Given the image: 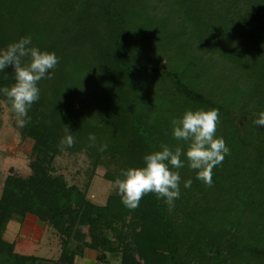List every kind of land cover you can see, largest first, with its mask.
<instances>
[{"label": "trees", "instance_id": "1", "mask_svg": "<svg viewBox=\"0 0 264 264\" xmlns=\"http://www.w3.org/2000/svg\"><path fill=\"white\" fill-rule=\"evenodd\" d=\"M194 2L209 6L203 9L208 33L225 39L224 48H211L223 56L224 67L218 58L203 65L202 75L215 80L206 84L205 91L196 89L194 80L148 64L150 57L140 53L136 38L138 0H59L58 10L67 20V31L60 36L55 26L39 27L37 20L26 16L35 15L36 7L23 11L18 0H0V48L30 34L34 45L60 57L53 80L39 82L40 99L32 105L31 122L21 132L33 142L31 174L12 173L0 194V264H81L77 260L87 250L99 253L92 264H111L108 255L121 257V264H264V128L254 124L264 111V0ZM181 3L184 7L188 0L173 1V25L177 22L183 29ZM177 31L183 30L175 29L179 38ZM97 65L109 68V74L105 80L99 71L96 82L104 78L114 94L104 115H94L89 98L64 86L86 66L98 74ZM6 71L8 79H0V87L14 83L13 70ZM202 75L196 73L195 78ZM140 78L145 89L139 88ZM217 80L225 84V96L217 91ZM149 95L162 103L183 102L185 108L176 118L188 108L219 109L217 135L225 139L231 154L213 170L211 187L189 168L180 169L192 186H181L180 199L169 213L151 193L135 210L126 208L117 195L104 206L94 204L88 199L94 169L88 172L85 190L53 175L52 164L68 135L74 138L71 154L85 149L94 167L104 157L116 162L119 170L111 181L122 169L142 166L145 154L161 144L180 143L168 132L159 133L158 120L147 119L151 107L141 98ZM0 98L7 100L2 94ZM89 133L97 137L94 147ZM104 143L108 147L101 152L98 148ZM29 217L58 237L60 258L23 255L6 239L12 222L24 224Z\"/></svg>", "mask_w": 264, "mask_h": 264}, {"label": "rangeland", "instance_id": "2", "mask_svg": "<svg viewBox=\"0 0 264 264\" xmlns=\"http://www.w3.org/2000/svg\"><path fill=\"white\" fill-rule=\"evenodd\" d=\"M18 1L17 6L20 10L27 11L31 7L37 8L35 15L29 13L26 16H31L32 20H37L39 27L42 25L49 29V26L53 25L57 28V36L63 35L67 31L66 17L58 10L59 0ZM138 1L141 7L138 15L140 17H136L134 21L138 29L136 38L139 39L140 53L150 57L148 64L154 68L160 67L163 70L179 73L185 79L194 80L196 89L207 90L206 84H212L215 80H209L208 76L202 75L203 65L210 58H218L224 67L223 56H219L211 48L214 46L220 49L225 47V45H221V42L225 41L223 36L207 31V21L204 19L207 13L203 9L208 10L209 6H200L195 2L192 4L196 0H188V3H184V7L181 3L180 9L184 12L182 21H180L183 29H180L177 22L173 25V1L176 2L177 0ZM166 12H168V15H166ZM165 16H168V18H165ZM164 19L167 20L166 23L163 22ZM96 21H92L93 25L97 24ZM68 23L74 26L73 22L68 21ZM103 25H105V22L99 25L100 28L103 29ZM184 27L186 28L185 31ZM175 29L183 30V33L177 31V33H180L179 38L174 33ZM207 50L213 53H209ZM86 68L87 70L82 73L77 72L74 74L71 81H66L64 86L67 89L72 86L78 92V97L85 96L89 98V107L95 110L94 115L97 113L104 115L105 110L112 105L114 98L113 92L107 89L109 85L106 81H103L104 78L105 80L108 79L109 68L95 66L94 68L98 71V74L91 72L93 70L91 66H86ZM99 71L103 72L105 76L103 75V80L96 82L95 77H98ZM196 73L202 75L200 79L195 78ZM47 80H53V78L44 79L40 82ZM142 80L141 78L138 79L139 88L145 89ZM217 81L220 83L217 91H220L221 96H225L223 90L225 84L219 80ZM141 99L144 100L143 105L151 107L147 110L149 113L146 114L147 119L153 122L158 120L159 133L168 132L172 134L171 122L176 118V114L181 113L185 108L184 103H176L174 99L173 104L162 103V100L155 95L143 96ZM141 99L139 98V100ZM86 106L88 107V105ZM21 132L22 128L17 126L9 102L0 98V194L5 179L12 173L22 177H28L31 174L30 164L34 150L33 142L25 138ZM69 148L66 144L63 145L62 154L52 164L55 169L53 175L63 177L69 186L75 185L85 190L89 180L88 172L94 169L95 176L88 190V199L99 206L106 205L109 197L115 195L113 181L110 180V176H113V173L117 174L118 165L114 161H109L110 158L104 157V161L94 167L89 157H87L85 149L77 154H71ZM113 178L116 179L117 176ZM25 223L12 222L5 235L7 240L16 244L17 252L50 260L60 258L61 244L58 237L52 235L48 228L39 225L38 222L34 223L28 220ZM98 256L99 253L95 250H87L85 257L78 258L77 261L81 264H92L97 262ZM108 258L111 264H121V257L116 258L108 255Z\"/></svg>", "mask_w": 264, "mask_h": 264}, {"label": "clouds", "instance_id": "3", "mask_svg": "<svg viewBox=\"0 0 264 264\" xmlns=\"http://www.w3.org/2000/svg\"><path fill=\"white\" fill-rule=\"evenodd\" d=\"M60 57L55 52L42 50L33 43V37L22 36L0 48V79L7 80V69L14 72V83L0 87V94L5 96L15 115L20 128L31 122L30 110L41 96L39 82L52 79ZM218 108H188L172 120V138L180 142L175 146L161 144L143 157L142 166H130L122 169L113 181V192L121 203L130 210L139 207L142 198L151 193L157 200L163 201L169 213L176 207L181 196V186L191 188L192 180H183L180 169L189 168L196 174V179L211 187L213 170L221 166L231 149L222 136L217 135L220 124ZM254 124L264 128V111L258 113ZM90 146H96L95 133H89ZM62 145L72 147L74 138L66 136ZM106 143L98 148L103 152Z\"/></svg>", "mask_w": 264, "mask_h": 264}, {"label": "crops", "instance_id": "4", "mask_svg": "<svg viewBox=\"0 0 264 264\" xmlns=\"http://www.w3.org/2000/svg\"><path fill=\"white\" fill-rule=\"evenodd\" d=\"M28 220H29V222H30V221H31V222H34V223L37 222V220L34 219V218H32V217L27 218L25 222H28ZM25 224H27V223H25ZM25 226H26V225H25ZM32 230H33V228H32ZM23 255H24V254H23ZM29 256H30V255H29Z\"/></svg>", "mask_w": 264, "mask_h": 264}]
</instances>
